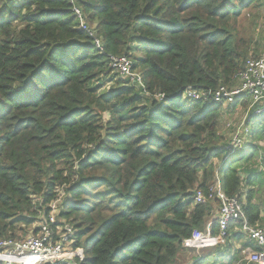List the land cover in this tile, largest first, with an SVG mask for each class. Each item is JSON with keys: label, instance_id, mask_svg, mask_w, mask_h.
Wrapping results in <instances>:
<instances>
[{"label": "trees", "instance_id": "16d2710c", "mask_svg": "<svg viewBox=\"0 0 264 264\" xmlns=\"http://www.w3.org/2000/svg\"><path fill=\"white\" fill-rule=\"evenodd\" d=\"M75 4L103 51L70 0H0V240H21L37 222L38 233L64 193L56 226L74 228L75 264H176L220 205L194 195L208 197L217 177L264 228V104L184 95L239 87L264 0ZM123 56L144 88L112 67ZM225 104L247 110L238 149L220 133ZM217 250H200L197 264Z\"/></svg>", "mask_w": 264, "mask_h": 264}, {"label": "built area", "instance_id": "2783aa9c", "mask_svg": "<svg viewBox=\"0 0 264 264\" xmlns=\"http://www.w3.org/2000/svg\"><path fill=\"white\" fill-rule=\"evenodd\" d=\"M75 1L70 0V3L79 20L80 29L87 31L95 39L96 47L103 51L102 40L97 38L94 32L88 28L84 13L76 6ZM111 61L112 67L123 79L129 80L140 87H145L143 77L133 69V63L129 58L126 56L112 57ZM239 79V87L233 90L221 87L216 92H204L190 87L184 95L186 99H204L206 101L211 99L215 103L226 102L227 104H235L239 97L249 96L253 104H264V56L248 59L245 69L239 75ZM257 113H264V107L260 108ZM227 127L231 128L232 124H228ZM243 130L244 123L236 127L233 139L235 149L243 146V138L241 137ZM63 198L64 195L60 194L58 199L50 205V214L48 218L41 222L38 233L21 240H0V264H59L61 262L75 264L74 251L69 249L74 244L76 232L66 222H64V226H56L57 216L60 213V203ZM195 200L198 204L219 201L220 205L215 220L207 225L205 232L196 230L190 238L184 240L182 244L184 249L200 251L206 248L227 246L230 236L229 230L233 227L236 233L243 234L260 251L253 250L251 247L241 248L238 250L237 255L240 259L232 264H264V228L249 223L243 204L238 198L229 197L224 192L219 177L210 189L208 197L201 191H197ZM214 223L218 225L216 234L212 231Z\"/></svg>", "mask_w": 264, "mask_h": 264}, {"label": "rangeland", "instance_id": "374dc122", "mask_svg": "<svg viewBox=\"0 0 264 264\" xmlns=\"http://www.w3.org/2000/svg\"><path fill=\"white\" fill-rule=\"evenodd\" d=\"M255 15L252 16V20L249 24L254 22L256 20V29H255V41L253 42V48H252V54L250 58H259L264 56V11H261L257 14V12L254 13ZM256 50V53H255ZM249 58V59H250ZM240 75V74H239ZM227 104L224 106V115L225 116V123L223 124V127L221 129V134L231 143L234 139V131L230 130L231 128H228L227 125L229 123L233 124L236 127H239L241 124H243L246 120L247 116V110L241 106L228 109ZM214 163L219 166L220 161L215 160ZM259 188L262 189V191L256 193V197L258 200L262 201L264 203V183L262 181L258 182ZM62 192V191H61ZM63 193V192H62ZM64 194V193H63ZM263 205V211H264V204ZM218 207L215 205L214 214L212 217V221L216 218ZM210 221V222H212ZM39 223H35L30 229H28V233L26 237L28 238L29 235H32L34 229L38 227ZM206 231V230H205ZM203 231V232H205ZM24 237V238H26ZM23 238V239H24ZM210 249V248H206ZM70 251H73L72 248L69 249ZM204 250V249H202ZM186 251V250H185ZM182 252L179 256L178 261L176 264H192L194 256H197V254H201L202 251H196V250H189L191 252ZM75 256H77L79 253L73 252Z\"/></svg>", "mask_w": 264, "mask_h": 264}, {"label": "crops", "instance_id": "0c3cea01", "mask_svg": "<svg viewBox=\"0 0 264 264\" xmlns=\"http://www.w3.org/2000/svg\"><path fill=\"white\" fill-rule=\"evenodd\" d=\"M224 163H225V159L220 162L219 166L223 165ZM235 234L236 231L235 233L230 234L229 242L227 246H218L221 250H217L214 256L210 258L209 257L206 258L201 264H232L233 262H237L240 259V257L237 256L236 253L238 252V250L244 247L243 241H248V240L245 236H243L244 240L236 241L234 239ZM185 252H191V251L186 250ZM197 255L200 256V254ZM196 258L197 257L193 258L192 264H197L198 260H196Z\"/></svg>", "mask_w": 264, "mask_h": 264}, {"label": "water", "instance_id": "95a60500", "mask_svg": "<svg viewBox=\"0 0 264 264\" xmlns=\"http://www.w3.org/2000/svg\"><path fill=\"white\" fill-rule=\"evenodd\" d=\"M197 194V192H194V195H196Z\"/></svg>", "mask_w": 264, "mask_h": 264}]
</instances>
